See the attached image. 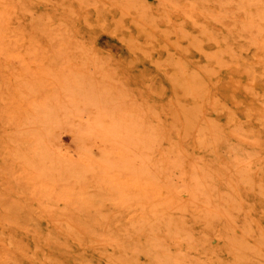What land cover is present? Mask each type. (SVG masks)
<instances>
[{"label": "rangeland", "instance_id": "rangeland-1", "mask_svg": "<svg viewBox=\"0 0 264 264\" xmlns=\"http://www.w3.org/2000/svg\"><path fill=\"white\" fill-rule=\"evenodd\" d=\"M127 3L0 0V264H264V0Z\"/></svg>", "mask_w": 264, "mask_h": 264}, {"label": "bare ground", "instance_id": "bare-ground-1", "mask_svg": "<svg viewBox=\"0 0 264 264\" xmlns=\"http://www.w3.org/2000/svg\"><path fill=\"white\" fill-rule=\"evenodd\" d=\"M128 1V3L130 4L129 6H127V7H129L130 8V6H132L131 5V3H130V0H127ZM127 3V4H128ZM125 5V4H124ZM128 8V9H129ZM127 9V8H126ZM178 62V61H177ZM176 73V72H175ZM182 73H184V72H182ZM195 73H197V72H195ZM205 73H206V71H205ZM181 74V73H180ZM180 74H178V75H180ZM178 75H176L177 76V78H178ZM186 76H187V74H185ZM184 75V76H185ZM194 75V74H193ZM206 75V74H205ZM180 77V76H179ZM204 77V76H203ZM207 77H209V76H207ZM188 78V77H187ZM198 78V77H197ZM185 79V78H184ZM190 79V78H189ZM179 80V79H178ZM182 80H183V78H182ZM191 80V79H190ZM190 80H185L184 81V84L186 85V86H190V88H192L193 89V91L194 92H199V91H201L202 90V87H204V85L202 86V83H204L202 80V83L200 82V80L198 81V80H196V82L195 81H193L194 83H192ZM177 84V83H176ZM181 84V83H180ZM182 85V84H181ZM174 86H175V84H174ZM178 85H176L175 86V88L177 87ZM209 86V85H208ZM181 88L183 89V87L181 86ZM209 89V88H208ZM205 90V89H204ZM207 90V89H206ZM185 91V90H184ZM209 91V90H208ZM193 92V93H194ZM202 92H203V90H202ZM190 95V94H189ZM191 95H194V94H192L191 93ZM202 95H204V94H202ZM198 96V95H197ZM200 96V95H199ZM198 96V97H199ZM206 96H207V93H206ZM194 97H196V95L194 96ZM203 98H204V96H203ZM205 99H206V97H205ZM200 100V99H199ZM202 102V101H201ZM204 102V101H203ZM203 102H202V104H203ZM197 103H199L198 102V100H197V102H196V104ZM182 105V104H181ZM193 105H195V102H194V104ZM199 105V104H198ZM196 107V106H195ZM204 108V107H203ZM99 109V108H98ZM195 109V108H194ZM189 110H191V109H189ZM185 112V111H184ZM202 112V111H201ZM71 115H72V117L73 118H75V119H78L77 121H76V124L77 123H79V124H81L82 125V127H91L92 126V124H90L89 126H86V124H85V122H81V120L80 119H82V114L80 113H78V112H72V113H70ZM203 114V113H202ZM198 117V116H197ZM86 122H88V121H86ZM194 122V121H193ZM92 123V122H91ZM191 124V123H190ZM184 125H186V124H184ZM192 125V124H191ZM189 127V126H188ZM211 128V127H210ZM105 129L108 131V132H112L113 131V128L111 127V128H109V127H105ZM123 129L126 131V132H129V133H132V131L130 130L131 129V127L127 124V123H124V127H123ZM188 130H189V128H188ZM215 130V129H214ZM131 131V132H130ZM168 135V134H167ZM140 136H145V135H140ZM126 138V137H125ZM142 138H144V137H142ZM144 145H145V147H146V145H147V141L145 140L144 141V143H143ZM127 145V147H128V149H130V151H129V153L133 156V157H136V158H139L140 159V161H141V172L142 173H149L150 171H154L155 169H156V166H155V164H153V163H150V162H148L147 161V159H146V157L143 155V154H140V156H136L135 155V153L134 152H132L131 150H133L132 149V147L134 148V146H133V144H132V142H129L128 144H126ZM135 147H136V145H135ZM54 149V148H53ZM135 149V148H134ZM49 151H47V152H45V154H44V158L43 159H46V158H50V156H49V153H48ZM249 163H250V160L247 162V165H249ZM71 167H74V165L72 164L71 166H70V169H72ZM40 169H41V164L40 165H37V166H35V171L36 172H38V173H41V171H40ZM33 170H34V168H33ZM239 171L241 172V174H242V176L245 178V179H247L249 182H252L253 181V174H249L248 172H247V170H245V169H242V168H239ZM75 175V174H74ZM77 176V175H76ZM242 176H241V178H242ZM228 185H230V184H228ZM44 195V194H43ZM228 206L229 207H231V206H233V204H228ZM229 209V208H228ZM228 211V210H227ZM218 213V212H217ZM230 213V212H229ZM177 220H179V219H177ZM234 222V221H233ZM171 224H176V225H182L183 226V224L180 222V221H174V220H172L171 221ZM228 229V234H229V238H230V240H231V242H233L234 244H239V245H241V246H244V245H248L243 239H241V237L243 236L242 235V233L241 232H238V231H235V229L232 227V226H230V229H229V227L227 228ZM228 238V239H229ZM227 239V238H226ZM232 244V243H231ZM165 245V244H164ZM238 260L239 259H237V261L235 260V262H234V264H241L240 263V261L238 262Z\"/></svg>", "mask_w": 264, "mask_h": 264}]
</instances>
